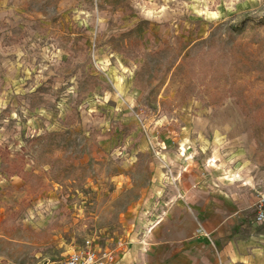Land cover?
I'll return each mask as SVG.
<instances>
[{"label": "rangeland", "instance_id": "obj_1", "mask_svg": "<svg viewBox=\"0 0 264 264\" xmlns=\"http://www.w3.org/2000/svg\"><path fill=\"white\" fill-rule=\"evenodd\" d=\"M247 27L264 31V0H0V264H62L86 242L116 256L125 204L158 164L147 138L186 118L250 147L264 197V43L238 38ZM233 44L259 51L257 80L233 76L254 81L243 102L199 74L202 50Z\"/></svg>", "mask_w": 264, "mask_h": 264}, {"label": "crops", "instance_id": "obj_2", "mask_svg": "<svg viewBox=\"0 0 264 264\" xmlns=\"http://www.w3.org/2000/svg\"><path fill=\"white\" fill-rule=\"evenodd\" d=\"M226 122L237 133L241 121ZM221 123L186 118L179 134H168L171 122L147 138L158 164L146 184L134 185L121 216L124 245L105 264H264V224L253 223L262 174L248 145L238 155L235 142L225 145L211 129ZM250 131L240 130L238 143Z\"/></svg>", "mask_w": 264, "mask_h": 264}, {"label": "trees", "instance_id": "obj_3", "mask_svg": "<svg viewBox=\"0 0 264 264\" xmlns=\"http://www.w3.org/2000/svg\"><path fill=\"white\" fill-rule=\"evenodd\" d=\"M262 28H252L247 27L244 32H242L241 35H238L240 37L245 38H252L254 41H256V44L251 45H257V48H260L261 45L264 43V31ZM234 30L229 29L226 34L229 37H231L234 34ZM219 36H223V34L219 33ZM222 40V39H220ZM241 44L230 46V47H220L219 49L214 50H206L199 54V60H202L203 67L200 68L199 74H212L216 76V87L218 89L216 95L219 96L218 100L221 101L227 97H236L241 98V101H245L246 99V92L248 93L250 89L254 85V81L257 80L259 76L262 74L255 68V67H249L247 63L255 61L254 65L257 64V54L259 51L257 49L255 51H251L250 53H247L245 50L243 51V48H241ZM211 53H215V55H218L219 61H221L220 64L214 65L213 68L210 67L208 62H211V56H209ZM237 56L244 57L245 59H250L249 61L245 63H241L240 59L237 58ZM252 59V60H251ZM186 60V59H185ZM227 64H230V78L224 76V70L225 67H227ZM247 64V65H246ZM245 66V68H243ZM248 67V68H247ZM209 70V72H208ZM250 73L253 77L252 82L249 80H239L238 82L233 80V76L237 74H245ZM258 101V100H257ZM257 101L253 102V106L257 103Z\"/></svg>", "mask_w": 264, "mask_h": 264}, {"label": "built area", "instance_id": "obj_4", "mask_svg": "<svg viewBox=\"0 0 264 264\" xmlns=\"http://www.w3.org/2000/svg\"><path fill=\"white\" fill-rule=\"evenodd\" d=\"M253 223L264 224V197L255 205ZM114 257L113 252L99 253L86 242L81 248L71 251L62 264H105L111 262Z\"/></svg>", "mask_w": 264, "mask_h": 264}]
</instances>
